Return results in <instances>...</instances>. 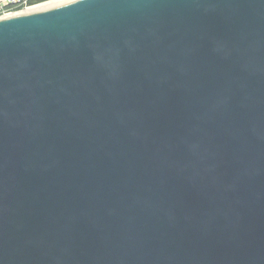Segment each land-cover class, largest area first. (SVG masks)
I'll use <instances>...</instances> for the list:
<instances>
[{"label": "water", "instance_id": "1", "mask_svg": "<svg viewBox=\"0 0 264 264\" xmlns=\"http://www.w3.org/2000/svg\"><path fill=\"white\" fill-rule=\"evenodd\" d=\"M0 264H264V0L0 18Z\"/></svg>", "mask_w": 264, "mask_h": 264}, {"label": "built area", "instance_id": "2", "mask_svg": "<svg viewBox=\"0 0 264 264\" xmlns=\"http://www.w3.org/2000/svg\"><path fill=\"white\" fill-rule=\"evenodd\" d=\"M52 0H0V18L35 9Z\"/></svg>", "mask_w": 264, "mask_h": 264}, {"label": "bare ground", "instance_id": "3", "mask_svg": "<svg viewBox=\"0 0 264 264\" xmlns=\"http://www.w3.org/2000/svg\"><path fill=\"white\" fill-rule=\"evenodd\" d=\"M69 1H71V0H52V1L46 2V3L42 4L41 6H38L37 8L31 9V10L50 8V7H54V6L64 4V3L69 2ZM31 10H29V11H31Z\"/></svg>", "mask_w": 264, "mask_h": 264}]
</instances>
